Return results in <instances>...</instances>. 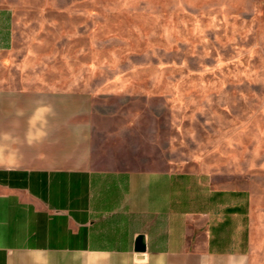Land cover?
Instances as JSON below:
<instances>
[{
  "label": "rangeland",
  "instance_id": "374dc122",
  "mask_svg": "<svg viewBox=\"0 0 264 264\" xmlns=\"http://www.w3.org/2000/svg\"><path fill=\"white\" fill-rule=\"evenodd\" d=\"M0 8L12 13L24 71L21 90L0 88V165L78 166L115 152L152 169L210 172L225 161L216 183L263 197L264 0Z\"/></svg>",
  "mask_w": 264,
  "mask_h": 264
},
{
  "label": "crops",
  "instance_id": "0c3cea01",
  "mask_svg": "<svg viewBox=\"0 0 264 264\" xmlns=\"http://www.w3.org/2000/svg\"><path fill=\"white\" fill-rule=\"evenodd\" d=\"M12 25L0 8V88L15 92L24 71ZM136 156L0 165V264H262L264 195L211 178L225 155L210 172L127 164Z\"/></svg>",
  "mask_w": 264,
  "mask_h": 264
},
{
  "label": "trees",
  "instance_id": "16d2710c",
  "mask_svg": "<svg viewBox=\"0 0 264 264\" xmlns=\"http://www.w3.org/2000/svg\"><path fill=\"white\" fill-rule=\"evenodd\" d=\"M232 194H234V193H232ZM222 195H225V193H223V192H214L211 195V199H217V198H219ZM237 209H238V207H229V208H227L228 211H235Z\"/></svg>",
  "mask_w": 264,
  "mask_h": 264
},
{
  "label": "water",
  "instance_id": "95a60500",
  "mask_svg": "<svg viewBox=\"0 0 264 264\" xmlns=\"http://www.w3.org/2000/svg\"><path fill=\"white\" fill-rule=\"evenodd\" d=\"M136 250L137 251H142L143 250V247L140 245V241L139 240L136 242Z\"/></svg>",
  "mask_w": 264,
  "mask_h": 264
}]
</instances>
